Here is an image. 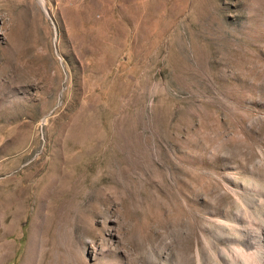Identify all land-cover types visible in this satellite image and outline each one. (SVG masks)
I'll return each instance as SVG.
<instances>
[{
    "label": "rangeland",
    "instance_id": "374dc122",
    "mask_svg": "<svg viewBox=\"0 0 264 264\" xmlns=\"http://www.w3.org/2000/svg\"><path fill=\"white\" fill-rule=\"evenodd\" d=\"M0 0V264H264V0Z\"/></svg>",
    "mask_w": 264,
    "mask_h": 264
},
{
    "label": "water",
    "instance_id": "95a60500",
    "mask_svg": "<svg viewBox=\"0 0 264 264\" xmlns=\"http://www.w3.org/2000/svg\"><path fill=\"white\" fill-rule=\"evenodd\" d=\"M36 2H37L38 5L40 6V8H41L42 12L44 13V15H45L46 17H48V13H47V11H46V9H45L43 3H42V0H36Z\"/></svg>",
    "mask_w": 264,
    "mask_h": 264
}]
</instances>
